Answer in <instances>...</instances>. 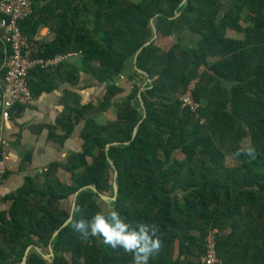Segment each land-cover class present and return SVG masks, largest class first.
<instances>
[{"label":"trees","instance_id":"obj_1","mask_svg":"<svg viewBox=\"0 0 264 264\" xmlns=\"http://www.w3.org/2000/svg\"><path fill=\"white\" fill-rule=\"evenodd\" d=\"M64 1L49 43L37 47L34 39L42 17L20 21L23 52L43 58L78 52L81 70L106 88L99 106L67 107L63 114V140L77 122L73 113L86 120L83 150L63 164L69 180L53 174L44 184L28 180L7 198L12 206L0 212V264H22L31 245L47 255L53 247L56 258L49 263L33 251L28 264H133L123 249L99 236L85 240L73 229L80 219L111 209L132 227L159 226L163 247L149 264H202L215 230L218 264H264V0ZM157 14L159 36L137 57L152 82L142 91L147 115L132 139L144 113L137 71L128 77L135 80L128 94L121 95L125 90L113 79L152 38L150 19ZM184 29L199 35L197 43H182ZM44 70L33 72L43 79ZM79 71L64 61L63 81L77 79ZM192 82L196 111L179 100ZM28 83L33 95L49 88L45 80ZM110 106L117 118L97 122L94 116ZM113 142L120 145L107 151ZM249 146L255 159L233 156ZM109 159L119 172L117 203L108 206L91 189L82 191L71 224L53 240L80 188L94 185L113 197Z\"/></svg>","mask_w":264,"mask_h":264},{"label":"crops","instance_id":"obj_2","mask_svg":"<svg viewBox=\"0 0 264 264\" xmlns=\"http://www.w3.org/2000/svg\"><path fill=\"white\" fill-rule=\"evenodd\" d=\"M32 3L34 17L36 19L42 17L40 20L42 23H39L34 36L38 47L40 44L51 42L57 36L58 31L55 27H59L62 22L65 1L32 0ZM181 39L183 44L194 45L199 40V35L184 29L181 32ZM185 39L194 42H186ZM7 51V42L3 32L0 31V141L6 139L12 147L6 181L0 187V212L8 211L11 208L12 201L7 198L22 190L28 180L44 184L51 174L62 181L69 180L63 170V164L67 163L70 154L83 150L85 142L83 132L86 120L82 116H76V112L73 113L72 124L77 122L73 125L70 135L63 140L66 134L63 128V114L67 107L75 110L89 104L99 106L106 88L104 83L81 70L79 54L73 55L67 61L80 68L77 79L63 81V62L54 68H43L45 69L42 74L43 79L41 75L33 72L35 69L33 68L28 80L40 82L45 80V85L49 88L33 95L34 98L28 105L16 106L11 119L7 120L4 118L2 108ZM27 52L31 53L30 50ZM133 72L134 74L136 72L134 62H129L121 74V78L114 81H118L124 88L125 92L121 95L131 91L132 83L135 80L138 84L137 72L135 80L128 78ZM145 82L149 83L147 80ZM138 85L141 86V83ZM116 118L117 108L115 106H110L107 110L94 116V119L99 123L112 121Z\"/></svg>","mask_w":264,"mask_h":264},{"label":"built area","instance_id":"obj_3","mask_svg":"<svg viewBox=\"0 0 264 264\" xmlns=\"http://www.w3.org/2000/svg\"><path fill=\"white\" fill-rule=\"evenodd\" d=\"M32 0H0V31L9 45V52L5 56V85L2 97L4 118L9 120L13 110L18 105L26 106L34 96L28 83L30 71L33 68H54L78 52L58 53L52 57H31L23 52V38L20 21L33 15ZM195 82H192L185 92L180 94L179 100L183 106L196 111L199 103L193 97ZM12 154V147L6 139L0 141V187L5 183L8 173V162ZM214 231L207 236L206 255L202 264H218L219 259L215 250Z\"/></svg>","mask_w":264,"mask_h":264},{"label":"clouds","instance_id":"obj_4","mask_svg":"<svg viewBox=\"0 0 264 264\" xmlns=\"http://www.w3.org/2000/svg\"><path fill=\"white\" fill-rule=\"evenodd\" d=\"M241 154L255 159V150L250 146L238 149L233 156L239 157ZM73 229L85 240L89 236H99L112 249H123L132 255L133 264H149L150 259L158 255L163 247L157 224L140 223L132 227L115 209L107 214L97 213L90 220L80 219L73 224Z\"/></svg>","mask_w":264,"mask_h":264},{"label":"water","instance_id":"obj_5","mask_svg":"<svg viewBox=\"0 0 264 264\" xmlns=\"http://www.w3.org/2000/svg\"><path fill=\"white\" fill-rule=\"evenodd\" d=\"M187 3H188V0H182V2H181L180 5H187ZM181 12H182V10L177 11L176 14H175V16L172 17V18H175V17L179 16L181 14ZM159 15L160 14H157V15L153 16L150 19L151 25H152V29H153V36H152V38L150 40L146 41L145 43H143V45H141L139 47V49L136 51L135 56H134V59H133L134 67H135V69L137 71L138 84L141 83V87H140L139 92H138V97H139V100H140V103H141V107H142L144 113H143L142 118L138 121V123L134 127L133 134H132V139L136 136L140 123L143 121V119L147 115L146 105H145L144 99L142 97V91L145 90V88H146L145 85L147 83V82H145V80H147L149 83L152 82V78L149 75V73L147 71L141 69L138 66V64H137V57H138V54L140 53V51L144 47L148 46L154 39L158 38V36H159V26H158V23L156 21H154V19H156ZM120 78H121V75H118V76H116L113 79V81L118 80ZM130 143H131V141H125L124 142V145H129ZM119 145H120V142L109 143V144L106 145V150L108 151L110 149V147H112V146H119ZM109 163H110V166H111V168L113 170V197H109V196H107V195H105L103 193H100L98 191L97 187L94 186V185H88V186H85V187L80 188L75 193V196H74V199H73L72 208H71V212H70V216H69L68 221L54 234V239L53 240H55L60 235V232H61V230L63 228H65L66 226H68L69 224H71V222L73 220V217H74L76 205H77V197H78V195L82 191H85L87 189H91L92 191H94L95 193H97L100 196V198L105 203L108 204V206L111 205V202L117 203V201H118V192H119V184H118L119 172H118V170L116 168V165H115V163H114V161L112 159H109ZM33 251H37L49 263H54L55 258H56V254H55V250H54L53 247L50 248V255H47L45 253L44 249H42L40 247H37V245H31V246H29V248L26 251V255L24 257V260H23V263L22 264H28L30 254Z\"/></svg>","mask_w":264,"mask_h":264},{"label":"rangeland","instance_id":"obj_6","mask_svg":"<svg viewBox=\"0 0 264 264\" xmlns=\"http://www.w3.org/2000/svg\"><path fill=\"white\" fill-rule=\"evenodd\" d=\"M225 5H229V3L228 2H226V4ZM185 41L186 42H194L193 40H189V39H185Z\"/></svg>","mask_w":264,"mask_h":264}]
</instances>
